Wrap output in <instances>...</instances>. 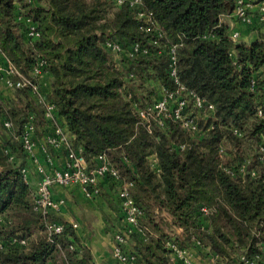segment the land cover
<instances>
[{
    "label": "trees",
    "instance_id": "16d2710c",
    "mask_svg": "<svg viewBox=\"0 0 264 264\" xmlns=\"http://www.w3.org/2000/svg\"><path fill=\"white\" fill-rule=\"evenodd\" d=\"M236 1L142 0L164 42L177 44L179 81L205 106L213 105L210 115L197 121L200 134L190 137L170 118L163 126L151 121L147 128L134 112L132 100L145 105L159 85L174 86L167 58L153 43L156 32L140 29L135 8L116 6L114 0H0L1 52L25 75L43 62L49 83L40 89L74 147L90 165L105 153L132 184L130 195L143 211L142 229L132 231L122 248L134 255V264H173L165 246L170 239L217 255L215 264H237L234 256L256 254L264 245V119L257 114L258 107L264 109V22L236 21L240 37L231 40L221 19ZM26 19L36 25L38 37L27 36ZM107 39L117 41L123 53L135 42L147 52L123 57L124 66L116 68L104 46ZM13 92L7 99L0 90V125L12 122L0 135V219L6 221L0 220V264H96L70 223L62 222L63 231L52 233L50 241L32 208V185L20 169L27 167L29 178L35 167L13 135L23 132L33 114L36 144L46 121L30 91ZM35 154L45 162L41 151ZM203 205L210 208L208 215L201 213ZM12 236L29 241L12 245Z\"/></svg>",
    "mask_w": 264,
    "mask_h": 264
},
{
    "label": "built area",
    "instance_id": "2783aa9c",
    "mask_svg": "<svg viewBox=\"0 0 264 264\" xmlns=\"http://www.w3.org/2000/svg\"><path fill=\"white\" fill-rule=\"evenodd\" d=\"M116 6L127 3L130 7L135 8V17L140 21V29L144 32H156L154 44L157 45V54H165L167 58V68L174 86L167 89L163 85H159L156 95L152 97L150 103L141 105L139 102L132 100L134 112L138 118L146 123L147 128H150V122L154 121L158 126L164 125V119L170 118L172 121L179 124L190 137L200 134V128L197 124L198 119H205L213 111V105H204V99L201 98L195 91L183 85L177 75V44L164 42V34L160 30L153 17V12L146 9L142 0H114ZM257 18L260 22H264V2L243 1L237 0L236 5L230 14L222 16V21L230 27V39L236 41L240 37L239 29L236 28V23L251 24L253 19ZM28 23L27 36L30 39L36 38L39 32L36 25L26 19ZM237 21V22H236ZM105 48L111 53L113 65L116 68L123 67V57L133 58L138 54H146L147 49L139 43H133L127 49L124 48L115 40H106ZM43 62L39 61L30 74H23L15 67L0 50V83L8 90L27 89L34 95L36 102L43 109V119L46 121L39 143V148L44 155V164L36 156V144L32 140L33 114H29L28 122L23 127V132L18 136L13 135L14 139L20 141L23 150L30 156L31 162L35 167V172L38 174L36 185L32 186V208L40 213L47 234V239L52 241L51 234L61 233L64 229V224L52 218L54 212L59 209L63 200H55L52 197L53 185H75L82 194L92 199L101 193L102 183L106 182L113 187L116 203L123 214L124 228L116 231L113 234V256L120 264H134V255L126 252L122 245L126 244L127 238L132 231H141L138 218L143 216V211L138 207L130 195L129 188L131 183L125 181L119 174L118 170L110 163L105 153L98 154L95 157L94 164H88L81 153L80 148L74 147L71 141V136L66 130L64 121L59 119L55 114V107L46 98L40 87L42 86L41 75ZM131 75V74H130ZM254 81H251V88ZM128 99L131 94L128 93ZM257 114L264 119V109L258 107ZM12 122L6 119L0 125V135L2 130H10ZM186 143L178 144L179 149H184ZM51 150L58 149L64 152V163L57 166L54 162ZM4 153L7 154L8 160L13 159V155L9 154V149L4 148ZM222 152V149H220ZM151 167L156 165L157 159L152 156ZM242 170V168H241ZM23 179L29 182L28 168L20 169ZM200 211L203 215H208L210 208L201 206ZM48 217H51L49 219ZM2 222H6L2 217ZM74 228L75 223H70ZM147 229V227H146ZM182 229L175 228V234L181 235ZM150 235H153L149 231ZM192 239H195L192 237ZM29 239L17 238L12 236L9 239L10 244L16 246H26ZM195 241V245L199 244ZM165 246L170 250V260L177 264H195L193 260L194 247L182 246L178 241L170 239L165 242ZM3 248V242L0 241V249ZM72 248V247H70ZM212 263L215 264L217 255H212ZM232 262L237 264H264V245L260 246L259 252L253 255L239 253L234 256ZM230 264V262H226Z\"/></svg>",
    "mask_w": 264,
    "mask_h": 264
},
{
    "label": "crops",
    "instance_id": "0c3cea01",
    "mask_svg": "<svg viewBox=\"0 0 264 264\" xmlns=\"http://www.w3.org/2000/svg\"><path fill=\"white\" fill-rule=\"evenodd\" d=\"M41 81L44 86L49 83L46 74L41 75ZM0 90L8 91L1 83ZM40 140L36 139L35 151L40 152ZM55 164L61 166L64 163V152L53 149L51 151ZM40 162L43 163L41 160ZM44 164V163H43ZM29 182L36 185L38 174L34 169H29ZM99 196L92 199L86 198L80 189L75 185H53L52 197L55 200H63L59 209L54 212L53 218L68 223H75V234L79 242L90 252L92 261L96 264H120L113 256V236L109 237L106 229L104 215L108 218L113 216L112 210L116 202L114 189L108 183L103 182ZM103 193V195H101ZM117 206V205H116ZM118 208V206H117ZM95 233V234H93ZM193 251V260L195 264H204V260L199 262V255ZM197 258V259H196ZM49 264V263H48Z\"/></svg>",
    "mask_w": 264,
    "mask_h": 264
},
{
    "label": "rangeland",
    "instance_id": "374dc122",
    "mask_svg": "<svg viewBox=\"0 0 264 264\" xmlns=\"http://www.w3.org/2000/svg\"><path fill=\"white\" fill-rule=\"evenodd\" d=\"M247 1H251V0H247ZM249 36L250 37L253 36V33H250ZM12 95H14V92L12 90H8V91H4L3 90V93H2L3 98L6 97L8 99ZM101 195H103V193ZM116 205H117V203L115 202L114 207H113L114 209H111L112 213H113V216H110V218L106 217L104 215V213H102L103 216H104L103 219L105 220V224H106V226H104V228H102V229H103V231H105L104 229H106L107 232H108V235H110L109 237H111V238H112L114 232L123 229V228H121V226H122V218H121V216L119 214L120 211H119V209L117 208ZM171 233H174V231L171 232ZM93 234H95V233H93ZM195 252H196V255H199V259H198L199 262L201 260H204V264L212 263L213 258L211 256H209L208 254H204V252H198V251H196V249H195Z\"/></svg>",
    "mask_w": 264,
    "mask_h": 264
}]
</instances>
